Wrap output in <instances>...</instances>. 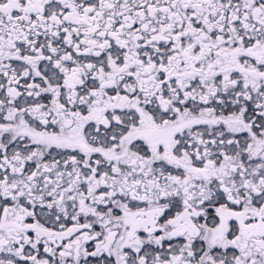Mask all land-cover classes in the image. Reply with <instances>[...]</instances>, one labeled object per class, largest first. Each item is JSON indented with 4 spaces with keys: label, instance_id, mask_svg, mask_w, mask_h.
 I'll list each match as a JSON object with an SVG mask.
<instances>
[{
    "label": "snow or ice",
    "instance_id": "1",
    "mask_svg": "<svg viewBox=\"0 0 264 264\" xmlns=\"http://www.w3.org/2000/svg\"><path fill=\"white\" fill-rule=\"evenodd\" d=\"M0 264H264V0H0Z\"/></svg>",
    "mask_w": 264,
    "mask_h": 264
}]
</instances>
